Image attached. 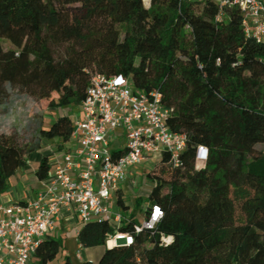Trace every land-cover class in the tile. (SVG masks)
<instances>
[{"label": "trees", "instance_id": "1", "mask_svg": "<svg viewBox=\"0 0 264 264\" xmlns=\"http://www.w3.org/2000/svg\"><path fill=\"white\" fill-rule=\"evenodd\" d=\"M79 4L89 5V16ZM219 12L213 0H0V101L25 95L47 100L53 110L80 107L94 76L118 75L146 93L164 94L166 106L173 110L171 128L188 136L179 168L170 165L165 153L146 176L153 188L144 219L153 205L164 211L156 228L136 232L140 222L133 212L118 228L133 236V245L124 241L108 248V236L115 229L105 221L88 223L78 243L85 249L104 247L99 262L74 263L67 256L64 264H165L162 236L174 238L178 258L202 264L204 243L192 231L205 207L216 212L219 206L215 200L207 206L191 203L185 213L174 212L173 206L183 197L202 195L222 161L236 155L220 148L213 131L183 124L180 115L199 113L215 101L223 108L254 114V137L264 141V44L246 35L240 9L225 10L220 21ZM18 54L28 57L26 73ZM3 62L9 67L8 80ZM55 63L66 64V75L77 78L74 85H64L58 97L52 96L54 89L45 78ZM38 116L27 135L10 132V125L0 127V196L45 141L57 140L61 149L71 141L70 116L61 115L49 128L43 126V114ZM199 147L209 152L203 167L196 160ZM50 169V159L44 156L37 179L47 180ZM117 205L126 212L131 209L123 191L117 193ZM60 249L44 244L34 258L38 264H49ZM247 263L246 254L239 255L237 264Z\"/></svg>", "mask_w": 264, "mask_h": 264}, {"label": "built area", "instance_id": "2", "mask_svg": "<svg viewBox=\"0 0 264 264\" xmlns=\"http://www.w3.org/2000/svg\"><path fill=\"white\" fill-rule=\"evenodd\" d=\"M213 1L220 10L216 20L224 18L225 10L238 8L244 13L246 35L264 44V1ZM80 109L69 146L51 165L43 192L33 201L0 203V264H30L37 250L48 244L65 210L68 222L79 218L84 225L109 223L115 234L108 236V248L124 241L133 245V236L118 231L127 218L112 208V198L134 181L133 168L155 155L167 153L173 168L181 166L188 136L171 128L173 110L166 106L164 94L146 93L128 77L98 74ZM208 157L207 148L199 147L197 162L206 163ZM149 212L136 232L154 230L164 217L159 205ZM76 227L78 236L81 229ZM162 242L169 248L174 238L162 236Z\"/></svg>", "mask_w": 264, "mask_h": 264}, {"label": "rangeland", "instance_id": "3", "mask_svg": "<svg viewBox=\"0 0 264 264\" xmlns=\"http://www.w3.org/2000/svg\"><path fill=\"white\" fill-rule=\"evenodd\" d=\"M188 1L202 2L204 0ZM78 6L85 16L90 15L89 5L79 4ZM17 57L20 58L21 71L26 73L28 57L23 54H18ZM2 66L4 77L8 80L9 67L4 62ZM66 70V64L55 63L46 73V81L54 89L53 97L59 96L64 85H74L77 82L76 77L66 75ZM39 112L43 114L44 128H49L52 122L61 115H68L73 120L81 117L80 107L53 110L48 108L47 100L16 95L12 97V101L6 99L0 101V127L4 124L6 126L10 125V132L19 130L27 135L32 130L34 121L39 120ZM180 121L196 128L213 131L219 138L220 148L228 150L236 156H233L231 160L224 159L222 161L208 189L202 195L179 199L174 204L173 211L185 213L191 203L205 206L215 200L219 209L214 212L205 207L196 220L192 231L193 236L201 239L204 243L202 264H237L239 255L246 253L248 241L257 240L259 243H264V222L256 220L245 222V213L252 210L253 206L244 209L238 206V203L250 201H261L264 206V199L253 200L249 198L256 194L264 196V141L254 137L258 130L256 117L248 112L223 108L213 101L199 113L180 115ZM28 128L31 129L27 131ZM243 129L244 134L242 133ZM66 150V146L63 149L60 148V142L57 140L45 141L43 149L33 154L45 153L46 156H49L50 163L53 165L57 157ZM161 158V155H155L153 159L143 165L133 168L134 181H131L130 185L125 183L122 186L125 199L131 209L126 212L119 208L116 195L111 200V206L115 211L121 212L125 218L135 212L137 220L143 222L145 211L150 206L148 198L153 188V184L147 180L146 176L161 161ZM204 164V161L199 162L198 167H202ZM29 165L36 168L38 163L33 158L29 161ZM19 186L12 191L14 195H18L17 197L23 195L27 189L25 185ZM138 200L141 201L140 205H137ZM75 222L80 229L84 226L79 218ZM73 227L71 225L68 227L63 238L55 239L61 249L58 256L49 264H64L67 255H73V253L75 255L79 253L83 258L88 254L95 256L96 252L102 249V247H94L90 248L91 250L85 249V252L83 250L80 252L75 251L74 246L76 247L77 242L75 241V228ZM246 227L249 228L250 234L248 238L243 239L242 234ZM250 246V249L248 248L249 255L252 257L255 251L259 249L260 252L255 259L264 264L263 247ZM165 249L167 252L165 264H190L184 259L178 258L175 244ZM97 257L93 259L97 260ZM30 264H38V262L34 258L30 261Z\"/></svg>", "mask_w": 264, "mask_h": 264}, {"label": "crops", "instance_id": "4", "mask_svg": "<svg viewBox=\"0 0 264 264\" xmlns=\"http://www.w3.org/2000/svg\"><path fill=\"white\" fill-rule=\"evenodd\" d=\"M264 1V0H262ZM66 147L69 146V144L65 145ZM64 146V147H65ZM46 156L45 153H38V154H33L30 158L33 159L34 161H36L38 163L37 167L34 168L33 166L31 167V165H29L26 169H21L17 172V174L12 178L11 182V188L10 190L5 193L4 195L0 196V203L2 202H7V203H14V202H26V201H33L37 198L38 194L43 192L47 180L45 181H40L37 179L36 177V171L39 167V163L41 161V159ZM48 156V155H47ZM49 157V156H48ZM31 164V163H30ZM203 167V166H202ZM131 181H129L127 183V185H130ZM19 185H25L27 186L26 190L24 191L23 195H19V197H17L18 195H14L13 194V189L15 190L17 188V186ZM20 187V186H19ZM123 191V190H122ZM125 193V192H123ZM20 194V193H19ZM262 194H256L254 196H250V199H255V200H262L264 199V196ZM261 201H250V202H241L238 203V206H240L241 208H251V206H253L252 210H249V212L245 213L246 214V219L245 222H251L253 220L259 221V222H264V206L263 203L261 204ZM70 216V213L68 211H63L62 217H61V221L58 223L56 230L51 233L49 235L48 238V244L47 245H52V246H57L59 247V245L56 243L57 238H63L64 233L66 232V230L68 229V227L71 225V227L75 228V241L77 242L75 251H84L85 252V248H81V245L78 243V239H77V235H76V230L78 225H76V220L68 222V217ZM130 217V216H129ZM129 217H127V219H129ZM142 222H140L141 224ZM73 225V226H72ZM249 228L246 227V230L243 232V239L244 238H248L249 237ZM251 245V246H250ZM250 247H263L264 250V243H259L257 240H250L247 242L246 244V256L248 257V263L247 264H261L260 262H258V259L252 258L249 255V250L248 248ZM250 249V248H249ZM91 250V249H88ZM105 251V248L102 247L101 250H98V252H96L95 256H92L91 254H88L86 257H82L79 253V255H75L73 253V255H67L68 257H70L71 261L74 263H83L85 261H90L93 263H98L101 256L103 255ZM98 256V257H97ZM97 257L98 259H93Z\"/></svg>", "mask_w": 264, "mask_h": 264}]
</instances>
